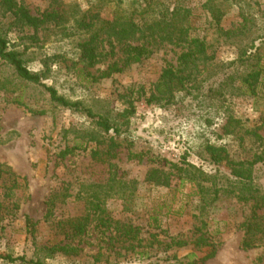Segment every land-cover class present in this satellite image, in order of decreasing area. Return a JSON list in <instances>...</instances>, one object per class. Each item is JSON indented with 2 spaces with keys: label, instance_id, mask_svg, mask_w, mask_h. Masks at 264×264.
<instances>
[{
  "label": "rangeland",
  "instance_id": "obj_1",
  "mask_svg": "<svg viewBox=\"0 0 264 264\" xmlns=\"http://www.w3.org/2000/svg\"><path fill=\"white\" fill-rule=\"evenodd\" d=\"M204 1H183L193 8L201 22ZM16 2L32 16H41L60 4L78 2L82 9H87L92 3L91 0ZM221 4L225 11L223 29L237 30L242 24V14H246L251 18L249 31L245 32L249 35L237 37L246 42L261 35L255 40V46H260L259 53L263 52L264 0H223ZM1 28L19 49L25 42L30 43L20 38L34 33L33 29L16 23L13 14L5 11L3 0H0ZM36 38L38 41L31 45L34 49L27 51L28 66L32 70L40 69L44 53L52 54L58 46L62 48L58 52L64 51L59 55L65 56L60 59L65 60L60 64L62 68L55 67L46 84H53L66 98L81 100L102 113L120 112L125 101L132 98L135 112L128 131L118 139L120 147L114 158L103 164L93 163L87 153L78 151L62 157L59 152L66 146L76 141L84 143L91 136L89 122L78 113L54 105L42 88L22 81L9 64L0 60V253L33 257L39 255L38 247L50 246L55 239H61L60 221L85 213L84 201L75 198L79 192L82 196L97 193L104 198L110 223L103 228L90 226L79 245L82 252L78 256H55L46 259V264H189L188 256L194 252L190 260L197 261L205 255L207 246L215 247L216 253L204 264H264L262 247H241L240 224L250 212L251 204L223 194L212 199L213 183L206 175H215L217 166L209 162L205 149L206 142L216 145L225 142L232 160L248 159L259 151L258 143L245 135L243 129H257L264 138L260 119L264 113L263 97L230 91L233 95L224 105L241 120L243 127L236 135L223 136L224 122L219 116L223 114V97L212 104V110L216 108L218 115L206 105L198 106L193 99L191 102L192 95L185 92L175 93L171 103L145 102L150 85L156 82L161 70L175 63L177 48L164 46L121 72L90 80L84 76L76 78L77 74L69 66L73 54L66 52L64 40L52 25L37 30ZM209 53L214 54L212 64L222 63L224 67L236 60L237 47L233 41L214 42ZM260 64L264 65V54ZM106 66L107 63H101L89 71L98 76ZM141 88L145 95L138 93ZM14 98H21L22 103ZM205 118L209 122L205 123ZM89 145L94 146L95 142ZM155 170L167 175L168 186L145 180ZM200 171L206 180L196 177ZM194 177L206 188L202 192L197 183L188 180ZM253 177L264 193V161L253 166ZM49 200L54 205L51 215L47 216ZM27 217L34 223L32 232L26 227ZM155 217L157 222L153 221ZM115 222L138 228L137 238L126 237L122 231L114 234ZM201 234L207 246L195 249L191 242ZM172 238L191 244L168 249L166 244ZM143 249L150 252L149 258L139 259ZM0 264L22 263L0 261Z\"/></svg>",
  "mask_w": 264,
  "mask_h": 264
},
{
  "label": "trees",
  "instance_id": "obj_2",
  "mask_svg": "<svg viewBox=\"0 0 264 264\" xmlns=\"http://www.w3.org/2000/svg\"><path fill=\"white\" fill-rule=\"evenodd\" d=\"M91 1L87 9H82L78 2H72L60 4L56 9L41 16H32L26 8L18 6L16 0H3L5 11L13 14L16 23L23 28L33 29L34 33L31 36L20 38L27 39L30 43L25 42L23 48L19 49L15 43L10 42L1 28L0 60L9 64L22 81L42 88L54 105L80 114L92 127L91 136L87 141L84 143L76 141L71 146H66L59 152L62 157L71 156L78 151L87 153L89 160L93 163L103 164L114 158L120 147L118 139L128 131L130 118L135 112V105L134 100L128 98V101H125V107L120 112H97L81 100L66 98L53 84H46L45 80L50 77L51 73H54L55 67L59 70L60 64L65 62V60H60L65 56H59L64 51L58 52L62 49L58 46V51L54 50L52 54L44 53L39 62L40 69L37 71L28 66L27 51L34 49L31 45L38 41L37 30L45 29L49 25L58 30L61 39L64 40V46L68 48L66 52L73 54L69 66L77 74L76 78L80 76L90 80L105 78L123 71L132 64L142 62L164 46L177 48L179 52L175 63L168 64L161 70L156 82L150 85L152 88H149V96H145V102L171 103L175 93L185 92L192 95L191 102L193 99L198 106L206 105L210 107L208 109L217 113L215 115H218L220 113L216 108L212 110V104L223 97V114L219 115L223 117L224 122L223 136H233L241 131L243 127L241 120L233 115L227 105H224L229 96L233 95L230 91L264 98V65L260 64L264 50L259 53L260 46H255V40L262 36H254L246 42L237 37V35H249H245V32L249 31L250 17L242 14L241 26L232 31L224 30L221 26L225 13L221 4L223 0L203 2L201 9L204 13V20L202 22L199 21L193 8L184 4V0ZM201 32L203 34H200ZM223 41H233L237 47L236 60L224 67L222 63L212 64L214 54L209 53L214 42L223 43ZM101 63H107V66L98 76L89 71ZM185 86L190 87L184 89ZM138 93L145 95L144 88H141ZM14 101L22 103L21 98H14ZM205 101H208V104H205ZM260 119L261 125L264 126V113ZM207 122L209 119L205 118V123ZM243 133L249 135L250 139L254 138L260 150L255 151L251 158L232 160L229 159L225 142L217 145L206 142L205 149L209 162L217 166L215 175H206V177L213 183L214 198L212 199L223 194L234 196L243 204H251L250 212L243 217L240 224L243 231L241 247L249 249L260 246L263 248L264 257V193L255 184L253 177V166L264 161V138L254 128H245ZM90 142H95V145L90 146ZM220 166L223 167L222 171H220ZM196 177L201 178L202 181L206 180L205 174L201 171ZM194 178L188 180L197 183L201 192L206 189L201 186L198 178ZM111 179L115 180V178ZM145 180L155 185H169L167 175L158 170H155V173L149 172ZM86 195L88 196H82L78 192L75 196L84 201L85 213L82 216L60 221V233L63 236L61 239H55L50 246L38 247L36 253L39 255L26 257L0 253V261L46 264L44 262L46 259H52L55 256L72 258L78 256L82 252L79 245L90 226L94 224V228H103L110 223L111 219L106 213L104 198L97 193ZM53 205V200L47 202V216L51 215ZM153 221L157 222L158 218H153ZM25 223L32 232L34 223L28 217ZM115 225L114 234L122 231L121 234L126 237L133 235L132 237L137 238L138 233L135 230L138 228L121 225L119 222H115ZM191 243L195 249L207 246L202 234ZM191 243L172 238L166 244V248H182ZM206 248L205 255L197 261L190 260L194 257V252L191 253L188 256V263L204 264L206 260L214 257L216 248L213 246ZM150 256V252L146 249L139 252V259H146Z\"/></svg>",
  "mask_w": 264,
  "mask_h": 264
}]
</instances>
